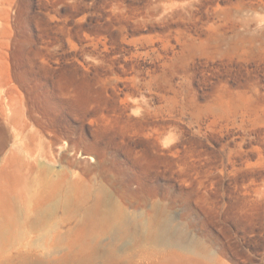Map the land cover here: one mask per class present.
Instances as JSON below:
<instances>
[{"label": "rangeland", "instance_id": "obj_1", "mask_svg": "<svg viewBox=\"0 0 264 264\" xmlns=\"http://www.w3.org/2000/svg\"><path fill=\"white\" fill-rule=\"evenodd\" d=\"M18 191L0 264H264V0H0V214Z\"/></svg>", "mask_w": 264, "mask_h": 264}, {"label": "bare ground", "instance_id": "obj_2", "mask_svg": "<svg viewBox=\"0 0 264 264\" xmlns=\"http://www.w3.org/2000/svg\"><path fill=\"white\" fill-rule=\"evenodd\" d=\"M46 184L51 190L54 189L55 187L54 184H52V182L50 181H46ZM11 193H15L14 188L12 189ZM19 197H20L19 191L17 192L16 196H14L13 194V196H11L10 199L8 200L9 213L7 214V216L5 215L3 216L2 214H0V243H3V241L5 240L10 241L9 240L11 238L10 236L12 235V233L16 232L15 228L19 224L18 223L19 220L16 215ZM68 203H69V200L66 198L63 201V204L65 206H68ZM108 207H109L108 214L102 216L101 221H100L101 224L102 225L104 224V226L109 228L117 236H120V235L122 236V235L127 234L130 226H133L132 222L126 218L124 212L118 206L110 204V206ZM54 208H55V205L54 207L42 210V212L39 215H37V219L40 220L41 218H43L42 217L43 215L51 213L54 210ZM144 230H145V233L148 239L156 245L165 244V245H170V246L171 245L182 246V231L173 228L171 223L168 220H163L159 222H151L150 224L145 226ZM151 246H149V248ZM157 253H159V251Z\"/></svg>", "mask_w": 264, "mask_h": 264}]
</instances>
